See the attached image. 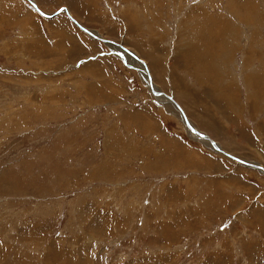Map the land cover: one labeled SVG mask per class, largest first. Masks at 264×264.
<instances>
[{
    "label": "rangeland",
    "instance_id": "1",
    "mask_svg": "<svg viewBox=\"0 0 264 264\" xmlns=\"http://www.w3.org/2000/svg\"><path fill=\"white\" fill-rule=\"evenodd\" d=\"M33 1L263 170L64 13L0 0V264H264V0Z\"/></svg>",
    "mask_w": 264,
    "mask_h": 264
},
{
    "label": "bare ground",
    "instance_id": "2",
    "mask_svg": "<svg viewBox=\"0 0 264 264\" xmlns=\"http://www.w3.org/2000/svg\"><path fill=\"white\" fill-rule=\"evenodd\" d=\"M33 1V0H32ZM35 5H36V3H35ZM36 7H37V5H36ZM37 9L39 10V11H41L38 7H37ZM66 9V8H65ZM66 11H67V13L69 14V16L74 20V21H76L71 15H70V13L68 12V10L66 9ZM53 18V17H52ZM231 21H232V19H230ZM77 22V21H76ZM78 23V22H77ZM81 27H82V25L80 24V23H78ZM226 26H230L229 24H226ZM231 26H233V25H231ZM84 27V26H83ZM245 34V33H244ZM98 35V34H97ZM246 35V34H245ZM246 37V36H245ZM110 41V40H109ZM110 42H112V41H110ZM105 45H107L108 47H110L111 48V50L114 52V54L116 55V56H118V57H120L124 62H125V64L127 65V66H129L130 68H132V69H134V70H136V72L140 75V78L142 79V77H141V74H142V76H143V80L145 81V85H146V87H147V89H148V91H149V85H148V83L147 82H149V79H148V77H147V74L149 75V77H150V80H151V83H152V86H153V88L152 89H154V91H158V92H162V91H160V90H158L157 89V87L154 85V83H153V80H152V76H151V74H150V69L148 68V65H146V67H147V70L145 71L144 70V68H140V66L133 60V59H131L127 54H125V53H123V52H121L119 49H117L115 46H113V45H111V44H105ZM121 55L122 56H124V58H126L128 61H130V59L133 61V62H135L137 65H138V67H135L134 66V64L133 65H130L127 61H125L124 59H123V57H121ZM126 56V57H125ZM143 61V60H142ZM144 62V61H143ZM145 63V62H144ZM146 64V63H145ZM152 65V64H151ZM155 73V72H154ZM155 75V74H154ZM158 75H160V74H158ZM148 80V81H147ZM150 92V91H149ZM152 96H153V94H151ZM182 96V95H181ZM154 98H156L161 104H165V105H168V106H170L172 109H174V111L178 114V117L180 118V120L182 121V113L185 115V117L187 118V116H186V114L184 113V111L182 110V108L180 107V109H181V111H182V113L179 111H177V109L175 108V106L172 104V102L169 100V98L168 97H170L174 102H176L171 96H169V95H167V94H165L164 96H161V95H155V96H153ZM160 98H161V100H160ZM177 103V102H176ZM178 104V103H177ZM179 105V104H178ZM180 106V105H179ZM187 109H188V107H187ZM189 111V110H188ZM187 120H188V118H187ZM188 122L190 123V121L188 120ZM190 125H192L191 123H190ZM192 126H194V125H192ZM194 129L199 133V134H202V135H205L206 136V138H198V137H196L195 135H193L191 132H189L188 130V134L189 135H191V136H193V137H195V138H197V139H199V141L201 140L202 141V143L204 142V143H206L208 146H210V144H209V142H208V139H211L208 135H206V134H204V133H202V132H200V131H198L195 127H194ZM212 140V139H211ZM197 141V140H196ZM214 141V140H213ZM215 142V141H214ZM217 144V146L220 148V146L218 145V143H216ZM212 149H214L212 146H210ZM220 150L222 151V152H224V155H226V156H228L230 159H232V157H234V156H232V155H230V154H228V153H226L225 151H223L221 148H220ZM216 151V150H215ZM233 160V159H232ZM241 160V159H240ZM233 161H235V162H237V163H239V164H241V165H243V166H245L244 164H242L241 162H239V161H237V160H233ZM245 163H250V162H245ZM250 164H252V163H250ZM252 165H255V166H259V165H257V164H252ZM248 167V166H247ZM260 167V166H259ZM251 168V167H250ZM261 168V167H260ZM262 169V168H261ZM263 170V169H262ZM260 172V171H259Z\"/></svg>",
    "mask_w": 264,
    "mask_h": 264
},
{
    "label": "water",
    "instance_id": "3",
    "mask_svg": "<svg viewBox=\"0 0 264 264\" xmlns=\"http://www.w3.org/2000/svg\"><path fill=\"white\" fill-rule=\"evenodd\" d=\"M60 11H64L66 14H68L67 13V11H66V9H60L59 11H57L56 13H53V14H51V15H45V14H41L42 16H44V17H46V18H51V17H53V16H55L56 14H58ZM71 18V17H70ZM71 20L74 22V24H77L72 18H71ZM87 32V31H86ZM87 34H88V32H87ZM90 36H92L91 34H90ZM108 44H112L113 46H114V43H112V42H110V43H108ZM139 62H140V64H142V65H144V62L141 60H139ZM147 77H148V79H149V88H150V90H151V92L152 93H154V89H152L153 88V86H152V83H151V80H150V77H149V75L147 74ZM173 104L175 105V106H177V104L175 103V102H173ZM178 107V106H177ZM182 113V112H181ZM182 116H183V118H182V121H183V123H184V125H186V127L190 130V131H195V129L193 128V126L192 125H190V123L188 122V120H187V118L185 117V115L182 113ZM204 135H200L199 133H196V137H198V138H205V137H203ZM208 142H210V140L208 139ZM211 144L213 145V147L214 146H216V147H218L215 143H213L212 141H211ZM216 147H214V148H216ZM216 150H220V149H216ZM242 164H245L246 166H248V167H251V168H255V169H257V170H260V171H262V169L259 167V166H255V165H250V164H248V163H242Z\"/></svg>",
    "mask_w": 264,
    "mask_h": 264
},
{
    "label": "crops",
    "instance_id": "4",
    "mask_svg": "<svg viewBox=\"0 0 264 264\" xmlns=\"http://www.w3.org/2000/svg\"><path fill=\"white\" fill-rule=\"evenodd\" d=\"M188 96H189V99H192L193 98V102H196L195 101L196 98H195V95L193 93H190L189 92L188 93ZM197 102H198V100H197ZM190 105H192V102L191 101H190ZM199 112L202 113L205 118H207V119L209 118L213 124H218V126L222 125L223 128H226L227 125L225 124V120L219 119L220 118L219 115H217V113L214 112V111H212L210 108L202 109ZM213 126H215L216 128H218L216 125H213ZM210 130H212V129H210ZM228 133H229L228 132V128H226V133H225L224 136H227ZM233 146L237 147L236 144L233 145Z\"/></svg>",
    "mask_w": 264,
    "mask_h": 264
}]
</instances>
